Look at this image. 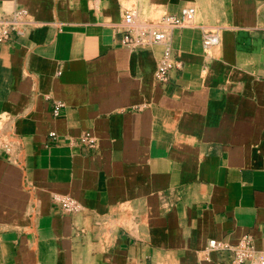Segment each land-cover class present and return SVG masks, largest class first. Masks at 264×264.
Listing matches in <instances>:
<instances>
[{
	"label": "crops",
	"instance_id": "1",
	"mask_svg": "<svg viewBox=\"0 0 264 264\" xmlns=\"http://www.w3.org/2000/svg\"><path fill=\"white\" fill-rule=\"evenodd\" d=\"M183 9L195 26L171 32L181 67L161 85L163 47L123 46L121 18ZM17 12L24 35L0 43V264H228L207 243L244 234L264 251V0H0Z\"/></svg>",
	"mask_w": 264,
	"mask_h": 264
},
{
	"label": "built area",
	"instance_id": "2",
	"mask_svg": "<svg viewBox=\"0 0 264 264\" xmlns=\"http://www.w3.org/2000/svg\"><path fill=\"white\" fill-rule=\"evenodd\" d=\"M25 12L12 13L0 18V43H7L19 38L25 33V26L30 23L26 20ZM120 26L123 35L120 40L123 46L134 48L143 45H161L163 47L160 62L156 68L154 79L158 84H165L171 70L179 69L181 62L176 59L172 49L168 46L171 32L175 29L194 27L193 11L183 9L179 16L163 15L153 20H137L132 12H124ZM218 43L217 33H205L202 38L204 48H209ZM62 106L57 102L52 110L54 116L58 115ZM50 138L57 140L55 133H50ZM79 141L89 147H95L96 141L89 133H83ZM55 206L63 214L71 215L79 211L80 206L70 196L53 195L51 198ZM228 252V264H264V251H256L253 238L244 234L234 245L222 241L210 240L204 251V259L209 261L212 254Z\"/></svg>",
	"mask_w": 264,
	"mask_h": 264
}]
</instances>
